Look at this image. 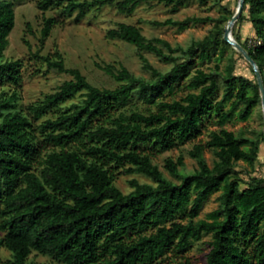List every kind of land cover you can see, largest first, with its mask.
Segmentation results:
<instances>
[{
	"label": "trees",
	"instance_id": "1",
	"mask_svg": "<svg viewBox=\"0 0 264 264\" xmlns=\"http://www.w3.org/2000/svg\"><path fill=\"white\" fill-rule=\"evenodd\" d=\"M189 1L36 0L40 10L59 13L45 18L40 42L44 43L60 19L78 21L104 6L130 15L144 3H163L176 12ZM13 7L12 0H0V84L14 87L8 96L0 97V248L11 252L13 263L27 264L35 251L62 264H157L168 252L185 251L209 234L206 264H264V177H253L242 187L235 169L238 161L254 165L260 136L249 137L224 127L235 119L246 121L261 102L256 79L235 74L233 57L225 56L227 62L220 70L219 60L229 46L223 39V23L234 11L221 5L223 12L215 19L191 15L152 21L178 30L214 22L213 30L185 48L173 47L163 38H147L135 24L116 23L107 31L108 37L172 65L161 72L140 55L149 79L135 76L122 65L118 69L101 66L119 82L114 88L97 87L79 69L67 68L58 50L47 55L37 51L34 56L48 69L69 73L72 78L24 112L15 89L21 81V61L4 59L15 22ZM245 10L254 39L261 42L248 46L235 37L255 59L264 78V0H245L238 21ZM214 56L209 70L196 64L195 59L211 61ZM221 71L224 87L218 97ZM181 88L187 92L179 98L162 97ZM75 95L82 97L79 103L35 126L34 121ZM136 95L154 104L155 111L125 114L122 109ZM211 117L219 128L205 145L195 144L189 151L196 162L192 173L179 170L182 157L165 160V168L179 183L171 181L152 156L185 143ZM205 147L215 157L211 166L203 154ZM120 173L142 174L152 183L133 178L132 190L123 193L114 184ZM215 192H219L218 206L205 218L193 220ZM179 215L189 219L178 221Z\"/></svg>",
	"mask_w": 264,
	"mask_h": 264
},
{
	"label": "rangeland",
	"instance_id": "2",
	"mask_svg": "<svg viewBox=\"0 0 264 264\" xmlns=\"http://www.w3.org/2000/svg\"><path fill=\"white\" fill-rule=\"evenodd\" d=\"M14 3L15 22L8 35V45L4 50V59L21 61V81L15 89L18 92L19 108L27 112L28 106L44 98L45 95L53 93L58 86L72 76L66 72H59L54 69H48L46 64L34 54L38 51L40 55L51 54L58 50L64 59L67 68H77L87 78L88 82L100 88H114L119 82L110 74L106 73L101 66L111 65L118 69L121 65L126 67L132 74L145 79L150 78L149 71H146L140 59L143 55L152 66L161 72L167 71L171 63H164L157 56L148 51H141L136 46L122 40L113 39L107 36V31L113 28L118 22H126L139 26L142 33L147 38L159 37L166 39L175 46L187 47L191 42L199 40L214 29V22L197 23L184 30H178L176 27L168 25H156L152 21H164L167 18L183 19L186 16H210L217 18L222 14L221 5L231 11H235L238 0H190L180 5L176 12H171V6L163 3H144L139 5L130 15L118 13L113 6H104L100 9L92 10L81 20H75L74 17L60 19V22L53 26L50 34L41 44V29L45 18L58 16L57 10L42 11L37 7L36 0H12ZM244 18L237 21L232 29L234 38L238 36L241 42L254 40V29L248 20V11H244ZM227 21L223 23V29ZM166 51V49H165ZM225 56H231L235 60L234 73L243 75L255 80L254 73L249 63L229 44L226 47V55L219 60L220 70L227 62ZM196 64L209 70L215 61V56L211 61L200 62ZM222 71L219 76L220 90L218 97L224 87ZM14 90L13 86L0 84V97H5ZM187 92L181 88L175 93H166L162 97L170 100L179 98ZM82 97L75 95L73 98L62 103L55 111L47 112L41 119L34 121L35 126L47 118H55L57 114L72 103H79ZM156 106L149 104L145 99L133 98L131 103L122 111L129 115L136 111L144 115L155 111ZM228 130L242 131L246 136H260V146L258 157L251 167L244 161L235 163L237 175L242 179L241 186L244 187L252 182V178L264 177V118L262 103H258L246 121L238 119L232 120L224 125ZM219 126L216 124V118L206 119L200 127L199 133L191 137L185 143L162 151L152 156V161L156 164L163 174L175 183L179 180L169 174L165 168V160L171 158L174 161L182 157L183 165L179 170L183 174H189L196 168L195 160L189 155V151L195 144L203 145L210 139V134L216 131ZM51 148V147H49ZM204 157L208 164H213L214 155L210 148H204ZM137 179L142 183H152L151 180L142 174H116L114 184L123 192L128 193L132 190L131 179ZM219 192L210 195L209 200L204 204L200 214L193 220L205 218L206 214L218 206L217 196ZM189 218L179 215L176 220L186 222ZM3 232L0 231V238ZM211 236L205 234L199 241L182 252L170 251L165 254L157 264H206V256L210 250ZM0 264H14L11 252L5 247L0 248ZM26 263L32 264H62L49 256L32 251L28 256Z\"/></svg>",
	"mask_w": 264,
	"mask_h": 264
},
{
	"label": "water",
	"instance_id": "3",
	"mask_svg": "<svg viewBox=\"0 0 264 264\" xmlns=\"http://www.w3.org/2000/svg\"><path fill=\"white\" fill-rule=\"evenodd\" d=\"M245 4V0H238L235 11L232 17L227 21L224 27L223 39L228 42L232 47L249 63L254 73L256 83L259 87L262 110H263V118H264V78L261 73V70L255 61V59L250 55L249 51L234 38L232 34V29L234 24L238 21Z\"/></svg>",
	"mask_w": 264,
	"mask_h": 264
},
{
	"label": "built area",
	"instance_id": "4",
	"mask_svg": "<svg viewBox=\"0 0 264 264\" xmlns=\"http://www.w3.org/2000/svg\"><path fill=\"white\" fill-rule=\"evenodd\" d=\"M260 42H261L260 39H254L252 41H249L248 46H255L259 44Z\"/></svg>",
	"mask_w": 264,
	"mask_h": 264
},
{
	"label": "crops",
	"instance_id": "5",
	"mask_svg": "<svg viewBox=\"0 0 264 264\" xmlns=\"http://www.w3.org/2000/svg\"><path fill=\"white\" fill-rule=\"evenodd\" d=\"M254 36V35H253Z\"/></svg>",
	"mask_w": 264,
	"mask_h": 264
}]
</instances>
